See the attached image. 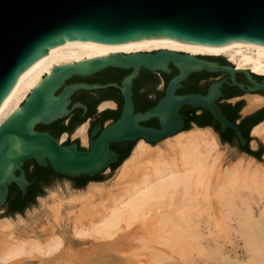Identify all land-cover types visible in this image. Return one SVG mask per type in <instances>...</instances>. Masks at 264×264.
<instances>
[{
	"label": "water",
	"instance_id": "1",
	"mask_svg": "<svg viewBox=\"0 0 264 264\" xmlns=\"http://www.w3.org/2000/svg\"><path fill=\"white\" fill-rule=\"evenodd\" d=\"M146 39L203 48L232 44L264 48V0H0V106L21 76L51 50L70 43L118 45ZM208 58L159 50L114 53L54 66L21 107L0 125V209L7 203L11 186H16L23 198L26 196L31 186L24 169L28 161H35L39 167L50 166L63 177L93 178L118 162L111 143L144 140L156 145L185 131L180 113L184 107L207 112L222 133L232 130L240 146L246 148L247 139L240 127L217 103L223 82L210 85L205 95L178 91L190 76L201 72L228 74L230 86L250 94L264 93V80L259 83L253 78L258 76L249 70ZM107 69L131 73L121 81L124 103L119 119L103 129L95 128L92 136L96 139L88 151H79L76 145L63 146L49 133L36 130L38 125L65 119L72 110L87 111L81 103L71 105L75 93L119 87L85 82L66 85L73 77L86 79ZM142 69L167 76L173 69L177 73L154 107L135 112L133 81ZM236 75H244L252 87L238 83ZM152 119L159 121V128L141 125Z\"/></svg>",
	"mask_w": 264,
	"mask_h": 264
},
{
	"label": "bare ground",
	"instance_id": "2",
	"mask_svg": "<svg viewBox=\"0 0 264 264\" xmlns=\"http://www.w3.org/2000/svg\"><path fill=\"white\" fill-rule=\"evenodd\" d=\"M159 50L222 56L238 70L264 76V48L248 44L203 48L156 39L118 45L70 43L45 54L21 76L0 106V125L21 107L31 90L54 66L114 53ZM246 101L244 113H251L264 105V96L250 95ZM84 132L85 126L79 130L83 138ZM251 135L264 142V121L252 129ZM219 150L212 129L196 126L156 145L139 140L110 183L92 182L86 189L77 191H51L38 199L39 208L31 210L26 218L18 215L16 220H0V264H24L28 259L39 260L41 264H151L149 259L145 262L137 259L139 250L149 247L154 250L157 263L162 262L170 252L151 246L160 222L153 214L159 200L170 194H187L195 184L202 187L206 183L210 190H226L242 180L264 183V169L254 165L260 164L254 157L248 156L235 166L223 169ZM242 204L246 206L244 210L234 204L242 220L232 229L246 241L243 246L249 244L252 249L246 245L240 250L237 243L230 241L232 248L221 251L223 261L219 264H264V246L256 239L261 229L257 211L247 201ZM197 227L192 226L191 238L201 241L204 237ZM225 233L229 234L227 230ZM76 243L90 246L77 251L73 249ZM217 252L218 249L212 254Z\"/></svg>",
	"mask_w": 264,
	"mask_h": 264
},
{
	"label": "flooded vegetation",
	"instance_id": "3",
	"mask_svg": "<svg viewBox=\"0 0 264 264\" xmlns=\"http://www.w3.org/2000/svg\"><path fill=\"white\" fill-rule=\"evenodd\" d=\"M211 61H216L221 65H228L229 62L221 58H214L208 56ZM131 71H121L116 69H107L99 74H96L90 78L80 79L73 77L66 85L85 82L88 84H117L119 87H109L105 90H99L94 92L79 91L75 93L72 98V104L81 103L87 107V111L83 109H75L63 120L51 123L49 125H38L36 130L39 132H47L54 138L58 139L59 143L63 146L76 145L79 151H88L90 148V143L96 139L93 137V131L97 126H100L103 129L105 126L117 121L121 115L123 107V96L120 89L122 79L130 74ZM176 70L173 69V74L169 77L171 78L176 74ZM167 76V75H166ZM169 78V80H170ZM257 82H261L264 78L253 77ZM235 79L238 83L242 84L245 88H250L252 85L247 80L244 75H236ZM169 80H166L164 74L161 73H151L142 69L138 77L133 81V103L135 112H145L148 109L154 107L157 102L164 96L165 87ZM223 82L221 89L222 97L218 100V105L221 107L224 115L232 122L238 124L240 127L243 136L247 139L246 148H242L234 136L232 130H227L225 133L221 131H216V125L210 124L205 128H210L213 131L217 132L220 139L227 145H237L243 153H248L253 151L250 148L251 140V127L257 125L264 121V105L255 110L250 115H243L244 103L246 97L250 95H261L264 96V93H246L240 90L238 87L230 86L231 76L225 73H207L201 72L190 76L184 83L183 88L178 91V94H202L205 95L208 92V88L213 83ZM182 116L185 119V127L190 123V119L193 115L203 114V110H197L190 107H184L180 111ZM209 114L205 115L202 119V122L209 121ZM213 119V118H212ZM142 126L159 128V121L157 119H152L148 122L142 123ZM85 126V138L79 134V130ZM197 126V125H196ZM99 132L97 133V135ZM137 142H121V143H111L110 148L112 151L118 154V162L112 164L109 169H115L119 167L123 160L127 158ZM262 152V148L258 150V154ZM29 164H32L29 166ZM24 169L26 171V176L31 183V186L28 188L26 196L23 198L22 195L19 197V193L9 197L7 203L5 204L4 209L8 212L11 209H20L28 202H30L36 192L41 189L42 186H46L52 180L53 177H62L66 178L72 182V185L76 189H83L87 187L92 182H100L101 175H97L93 178L90 177H79V178H67L61 175H57L53 172L50 166L44 168L39 167L35 161H28ZM46 169V171L42 170ZM12 186L10 187V191ZM18 189V188H17ZM19 190V189H18ZM31 192V193H30Z\"/></svg>",
	"mask_w": 264,
	"mask_h": 264
},
{
	"label": "rangeland",
	"instance_id": "4",
	"mask_svg": "<svg viewBox=\"0 0 264 264\" xmlns=\"http://www.w3.org/2000/svg\"><path fill=\"white\" fill-rule=\"evenodd\" d=\"M217 58L229 62L225 57L220 56ZM257 76L264 78V76L261 75ZM246 102L247 101L244 103V107L246 106ZM189 127L192 129L195 125L191 124ZM212 132L219 143L220 155L223 156L221 162L223 169L231 168L239 163V161H244L250 156L248 153H243L236 144L233 146L225 144L220 139L217 132L213 130ZM250 140L252 141L250 148H252L253 152L257 153L258 150L262 148V152L259 153L260 158L257 159L254 157L257 163L260 164H254V162L253 164L255 166H261L264 169V142L261 139L254 137H251ZM31 165L32 164H29V166ZM118 168L119 167L108 169L101 175L100 182L110 183ZM83 189H86V187ZM55 190L66 192L67 190L77 191L80 189L74 188L72 182L66 178L53 177L48 185L42 186L41 189L36 192V196L24 205L25 208L22 212L13 210H9L8 212L6 209L1 208L0 220H16L18 215L26 218L31 210L39 208L40 203L38 199L46 197L51 191ZM221 190H215L214 188L210 190L206 183L202 187H198V185L195 184L187 194H170L159 200L153 214L155 215V218L160 220V222H158L157 229L155 228V234L151 246L157 247L161 250L165 249L170 252V254L167 256L165 253V256L167 257L162 260V262L157 263L158 258L154 250L150 249V247L142 248L139 250L140 254L137 259L139 261H148L149 259L151 264H215L216 262V264H219L223 261L221 251L224 250L225 247H228L227 250L231 249L232 243H237L240 250L246 245V247L250 249L251 246L249 244H244L243 246V243H246V241L243 240V237H240V234L239 236L238 234H234L236 231L232 229L237 227L238 220L242 217L235 212L234 204L244 210L246 206L242 204L243 201H247L254 207L255 211H257L256 218L259 219V226L261 229L258 230L259 233L257 232L256 239L260 245L264 246V207H260L264 204V183L256 184L253 180H242L233 184L230 189ZM16 193L17 191H15L13 195H16ZM241 213H243V211H241ZM192 226H198L197 228L203 234V240L200 241L199 238L193 240L191 238L194 233ZM226 230L229 234L225 233ZM27 236L28 235H26V237ZM69 236L72 237L71 234H69ZM36 237L42 241L40 236ZM241 238L243 241L240 240ZM74 239L80 240L78 238ZM230 241H232L231 244L228 243ZM78 245L79 244L76 243L73 249L78 251L84 247L90 246V244ZM216 249H218L219 252L212 254ZM24 264H41V262L36 259H28Z\"/></svg>",
	"mask_w": 264,
	"mask_h": 264
},
{
	"label": "trees",
	"instance_id": "5",
	"mask_svg": "<svg viewBox=\"0 0 264 264\" xmlns=\"http://www.w3.org/2000/svg\"><path fill=\"white\" fill-rule=\"evenodd\" d=\"M164 77L166 78V80H169V76H166V75H164ZM205 115H208V113L207 112H205V111H203V114H201V115H193L192 117H191V119H190V123H196V125L198 126V127H200V128H205V127H207L208 125H210V124H215L216 125V131H218V132H220V126L212 119V117L211 116H209V121H207V122H202V119H203V117L205 116ZM190 125L188 124L186 127H185V130H189L190 129V127H189ZM248 154L250 155V156H253V157H255V158H257V159H259L260 158V154H257V153H255V152H253V151H249L248 152ZM129 157V156H128ZM127 157V158H128ZM126 159V158H125ZM124 161V160H123ZM42 170H44V171H46V169H42ZM15 191H17L18 193H19V197H20V195H21V192L15 187V186H12V189H11V191H10V195L11 196H13V193L15 192ZM31 193V192H30ZM25 208V206L24 207H22V208H20V209H11V210H13V211H18V212H22V210Z\"/></svg>",
	"mask_w": 264,
	"mask_h": 264
},
{
	"label": "crops",
	"instance_id": "6",
	"mask_svg": "<svg viewBox=\"0 0 264 264\" xmlns=\"http://www.w3.org/2000/svg\"><path fill=\"white\" fill-rule=\"evenodd\" d=\"M244 110H245V107H244ZM244 110H243V115H250V114H252L253 112H251V113H244ZM255 112V111H254Z\"/></svg>",
	"mask_w": 264,
	"mask_h": 264
}]
</instances>
